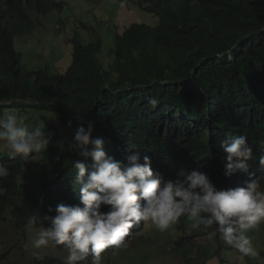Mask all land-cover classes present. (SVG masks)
<instances>
[{
    "label": "clouds",
    "instance_id": "9594fccd",
    "mask_svg": "<svg viewBox=\"0 0 264 264\" xmlns=\"http://www.w3.org/2000/svg\"><path fill=\"white\" fill-rule=\"evenodd\" d=\"M20 1L25 3L26 16L13 36V49L20 56L23 70L41 71L48 76L61 75L68 70L73 60L72 41L75 37L86 43L99 39L102 57L109 64L115 54L116 37L132 24L140 23L136 16L125 30L117 32L127 25L118 27L109 9L100 8L103 18L112 22L113 44L110 47L105 45V38L94 26L82 22L79 30L89 35L84 39L78 31L67 39L70 50L64 53L69 51L71 58L66 69L56 72L29 69L23 62V54L16 49L15 41L23 36L27 27L34 31L41 24L40 20H34V16L62 14L67 6L83 9L89 0H39L43 6L37 0ZM172 1L173 8L178 10L186 0ZM121 2L128 7L134 3L154 14L147 9L150 3L144 0ZM12 102L8 100L0 104L10 105ZM150 103L153 106H130L148 113L144 117L150 122L144 129L139 127L140 135L135 137L139 153L133 151L136 145L130 142L128 150L120 146L109 148L110 152H107L105 139L93 138V124L71 130L55 112L8 108L0 117V153L22 157L21 182H25L22 178L26 166L38 153L40 171L32 182L26 183L33 184L42 171L43 152L51 145V138L45 132L46 124L56 127L70 142V151L92 161L74 162L77 173L74 187L78 188L73 201L58 204L51 217L45 218L49 219L47 223L33 216L18 228L16 217L15 220L12 218L13 210H7L1 221L11 218L17 232L32 242L26 253L29 264H101L108 253L129 246V242L136 238L134 236L146 229L149 221L161 232L171 225L175 230L180 224L186 234L200 231L206 239L213 241L210 244L212 249L220 248L216 255L209 252L203 260L194 258V261L198 260L196 264H243L244 260L252 264L253 260L264 255L259 237L264 230V98L253 95L249 100L239 99L233 114H225L221 121L209 114L203 125L208 146L206 153L194 146H183L178 139L177 135L184 127L180 119L184 114L181 109L186 106L174 102L172 107L158 109L155 99ZM151 112L155 114H149ZM45 114L58 117L60 124L38 117ZM193 121H196L195 116L189 120L190 126ZM9 174V168L0 163V179ZM3 192L4 189L0 188V195ZM9 211H12L11 215H8ZM32 224L38 226L33 240L26 231ZM50 243L59 251L66 250V259L56 253L44 254L42 248ZM2 255L9 262L7 252ZM183 260L184 264H193L188 258Z\"/></svg>",
    "mask_w": 264,
    "mask_h": 264
},
{
    "label": "trees",
    "instance_id": "16d2710c",
    "mask_svg": "<svg viewBox=\"0 0 264 264\" xmlns=\"http://www.w3.org/2000/svg\"><path fill=\"white\" fill-rule=\"evenodd\" d=\"M144 1L160 23H134L118 35L109 64L99 39L86 43L75 37L68 70L48 76L23 70L13 49L25 3L0 0V102L13 100L0 104V117L8 108L55 112L71 130L93 124V138H104L107 152L120 146L128 150L130 142L139 153L135 137L150 122L144 117L148 113L130 106H153L155 99L159 109L176 102L187 107L181 109V145L206 153L203 125L209 114L221 121L233 114L239 99L264 98V0H186L178 10L172 0ZM45 132L51 145L33 184L20 181V155L0 153V163L10 170L0 179V221L12 209L18 228L33 216L47 223L58 204L73 201L78 188L74 162L91 163V158L70 151V142L53 125L46 124ZM7 262L0 256V264Z\"/></svg>",
    "mask_w": 264,
    "mask_h": 264
},
{
    "label": "rangeland",
    "instance_id": "374dc122",
    "mask_svg": "<svg viewBox=\"0 0 264 264\" xmlns=\"http://www.w3.org/2000/svg\"><path fill=\"white\" fill-rule=\"evenodd\" d=\"M78 1L74 0V2ZM131 4L133 6L128 7L123 6L121 0H89L83 9L75 10L67 6L62 14L55 12L47 16L35 15L34 20H40L41 24L34 31L27 27L23 36L16 39V49L23 54V62L29 69L63 71L71 58L69 51L64 53L65 50H70L67 39L78 31L84 39L89 35L87 32L79 30V25L82 22L94 26L105 38L107 47L113 44L112 22L103 18L99 13L100 8L109 9V14L118 27L134 21L136 16L137 22L140 23L144 22L153 26L159 23L158 16L144 11L134 3ZM133 7L137 10L132 9ZM58 25H61L60 30ZM129 25L117 32H122ZM38 117L52 121L57 125L60 124L56 116L45 114ZM39 164L40 155L38 153L26 166L25 176L22 180L32 182L40 171ZM11 213L12 211H9L8 215ZM172 226L161 232L149 221L146 224V229L142 233L136 234L134 236L136 238L129 242V247L111 254L108 253L101 264H184L183 258H188L191 263L196 264L198 260L194 261V258L203 260V256L208 252L213 255L219 253L220 248L213 247L212 249L210 244H213V241L206 239L200 231L186 234L181 228V224L175 230L171 229ZM37 230V224L26 228L30 239L36 238ZM187 237L189 239H186ZM29 245H32V242L29 239H24L17 232L15 222L11 218L0 222V254L7 252V256H10L8 264H29L26 255ZM31 247L34 249L33 246ZM262 247L264 249V230ZM42 251L44 254L46 252L56 253L60 258L66 259L67 257L66 250L59 251L51 243L47 247H43ZM226 264H232V262H226ZM243 264H248V261L244 260ZM252 264H264V255L253 260Z\"/></svg>",
    "mask_w": 264,
    "mask_h": 264
}]
</instances>
